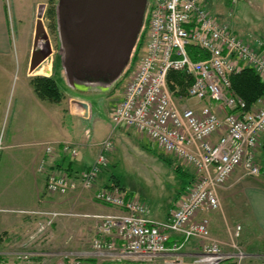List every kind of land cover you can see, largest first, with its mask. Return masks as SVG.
I'll return each mask as SVG.
<instances>
[{"label":"built area","instance_id":"1","mask_svg":"<svg viewBox=\"0 0 264 264\" xmlns=\"http://www.w3.org/2000/svg\"><path fill=\"white\" fill-rule=\"evenodd\" d=\"M228 1L235 6L239 0ZM147 15L144 52L125 85L123 98L112 110V130L126 126L143 132L162 153L192 168L191 181L163 219L154 217L147 203L118 185L95 189L97 201L119 211L94 215L97 221L90 249L65 253L55 264L157 257L170 258V264H224L232 256L212 236L209 218L201 213L220 208L219 189L238 168L244 174L264 175L256 161L257 146L264 139V95L249 108L232 86V76L245 67L253 68L264 81V36H240L200 0H150ZM189 48L198 50L196 59ZM171 72L185 73L184 92ZM190 98L207 103L191 106L186 103ZM96 145V158L78 175L48 171L47 191L66 194L94 189L113 149L111 134ZM62 149L78 154L68 141ZM45 150L52 153L54 143H46ZM31 212L41 214L43 221L29 234L30 240L43 234L57 216L74 214ZM192 242L199 245V251L186 261L184 250ZM51 255L22 252L16 256L18 260L0 258V264H49ZM245 256L240 251L234 260L240 264Z\"/></svg>","mask_w":264,"mask_h":264},{"label":"rangeland","instance_id":"2","mask_svg":"<svg viewBox=\"0 0 264 264\" xmlns=\"http://www.w3.org/2000/svg\"><path fill=\"white\" fill-rule=\"evenodd\" d=\"M25 1L6 0L8 13L12 20L10 27L11 50L4 55H0L1 143L4 133L12 130L17 121L21 124L25 122L24 126L26 127L31 125V121H29L31 119L30 110H33L34 107L30 101L33 97L24 86V81L27 82L25 67L27 69L30 67L33 50L41 51L50 47L52 53L41 65H49L51 74H38L29 70V82L30 78L36 75H52L55 77L65 94V98L61 101L62 104L59 105L60 107L54 103L56 110L63 108V106L66 108V105L72 106L74 102L72 100L77 99L78 96H86L93 105V118L79 121L74 115L65 113L62 118L69 130L71 132L76 129L80 130V124H83L84 127L89 128V131L94 132L98 129V138L104 139L111 134L113 149L107 154L108 165L106 167L109 174H113L125 190L147 203L153 215L169 214L184 195V190L190 183L188 174L190 176L193 174L192 168L183 164L174 156L163 153L166 158L171 159L172 163H167L162 159V152L156 143L150 141L147 135L139 130L126 126H120L112 130L109 112L114 100L125 88L131 74L134 73L136 64L144 52L148 30V15H145L142 31L134 46L131 59L122 72V77L119 78L117 83L116 81L113 82V77H101L109 83L108 88L103 90L93 88L92 90L96 93L86 95L75 89L64 70V46L58 28V0H37L31 20L23 19L20 23L17 16L14 21V11L12 9L15 8L16 10L17 6L21 7L22 5L26 10ZM204 2L217 20L221 23L232 24V27L240 36L247 37L250 33L256 37L264 36V0H239L235 6L230 5L228 0H204ZM23 15H26V13L24 12ZM39 23L43 25V30H38ZM184 86H186V81ZM179 87L181 89V86ZM114 88L115 90L112 91ZM47 102L48 105L52 104L51 106H53V103ZM186 103L191 106H198L202 105L203 102L198 101L196 98H190L186 100ZM97 117L98 120L96 121ZM26 119L28 121H25ZM82 133L84 134V130ZM256 161L264 168V140L257 146ZM177 166L186 171L187 174L180 175L175 169ZM252 187L264 188V175L244 174L238 168L221 187L219 192L220 208L207 211L204 214L209 218L212 236L219 239L224 251L232 256L227 264H238L234 259H236L235 253L240 251L246 255L240 264H264V231L259 230L256 225L257 223L245 195L246 191ZM48 193L49 196L59 195L58 193ZM37 211L47 210L39 209ZM56 211L62 212L60 210ZM68 212L74 213L66 211V213ZM37 215L39 226L43 221V216L39 213ZM77 215L62 214L57 216L53 224L43 234L39 233L36 238L31 240L28 235L27 239L29 238V240L26 239L22 245L10 249H17L15 253L18 254L32 251L51 253L49 264H55L58 258L65 253L90 249L92 234L89 232L80 235L74 233L76 227L73 224L76 223ZM82 218L85 217L82 216ZM238 226H240V229H238ZM8 257L13 259L12 256ZM185 260L190 261L191 258L185 257ZM170 262L171 259L168 257H157L143 261L100 259L97 260L96 264H170Z\"/></svg>","mask_w":264,"mask_h":264},{"label":"crops","instance_id":"3","mask_svg":"<svg viewBox=\"0 0 264 264\" xmlns=\"http://www.w3.org/2000/svg\"><path fill=\"white\" fill-rule=\"evenodd\" d=\"M25 2L26 10L22 5L21 7L17 6L16 10L15 8L12 9L14 11V21L17 16L20 23L23 19L31 20L37 0H26ZM200 2L210 12L204 0H200ZM24 12L26 15H23ZM11 21L6 0H0V55H4L11 50ZM230 25L232 26V24ZM34 73L51 74V67L43 64V66L41 65L35 69ZM25 77L27 82L24 81V86L33 97L30 101L34 107L33 110H30L31 119L29 121H31V125L26 127L24 126L25 122L21 124L17 121L12 130L4 133L2 143L0 141V258L10 259L8 256H12L13 259L11 260H18L16 257L18 253H15L17 249L10 248L22 245L27 236L38 226V215L31 211L39 209L72 211L74 214H78L76 223L73 224L76 227L74 233L80 235L89 232L92 234V238L95 236L97 221L94 215L119 211L115 206L97 201L93 195L95 189L115 182L114 175L111 174L113 175L111 176L107 169L100 173L92 190L76 189L66 194L49 196L46 187L47 172L51 170L65 171L71 176L78 175L92 164L99 152L96 143L103 138L97 137L98 129L94 132L89 131V128L84 127L83 124H80V130L76 129L71 132L62 118L65 113H68L77 117L79 121L92 119L93 105L86 96H78L77 99L72 100L74 101L72 106L66 105V108L63 106V108L56 110L54 103L60 107L59 105L62 102L57 103L40 98L29 82V69L26 67ZM74 87L77 91L86 95L96 93L92 90L93 88H97V90L108 88L81 85H75ZM123 92L124 89L114 100L109 111L110 115L116 104L123 98ZM47 101L53 103V106H51L52 104L48 105ZM78 101L89 103L88 116L84 115V108ZM203 103H207V100H204ZM25 121H28V119ZM83 130L84 134L82 133ZM66 141L77 147V155H71L62 149L63 143ZM50 142L54 143V151L49 154L45 150V144ZM41 166L44 167V170H40ZM220 190L221 188L219 192ZM245 195L257 223L256 225L259 230L264 231V188L252 187L246 191ZM204 214L205 212L201 213V215ZM168 215V213H165L162 216L155 214L153 216L163 219ZM82 216L85 218H82ZM198 251V244L192 242L185 248L184 254L185 257L192 258Z\"/></svg>","mask_w":264,"mask_h":264},{"label":"water","instance_id":"4","mask_svg":"<svg viewBox=\"0 0 264 264\" xmlns=\"http://www.w3.org/2000/svg\"><path fill=\"white\" fill-rule=\"evenodd\" d=\"M148 4L149 0H58L64 70L71 84L108 87L101 77L119 80L142 31ZM51 53L50 47L33 50L30 72ZM78 102L88 116L89 103Z\"/></svg>","mask_w":264,"mask_h":264},{"label":"trees","instance_id":"5","mask_svg":"<svg viewBox=\"0 0 264 264\" xmlns=\"http://www.w3.org/2000/svg\"><path fill=\"white\" fill-rule=\"evenodd\" d=\"M196 48H189V52L193 58L196 59ZM204 57V55L202 56ZM171 77L179 83L181 86V91H184V84H185V73L180 72H171ZM30 83L36 92V94L42 98L51 100L54 102H61L65 98L64 91L61 89L59 84L57 83L54 76H45V75H36L30 78ZM232 86L235 89V91L242 96L247 106L250 108L254 106L256 100L264 95V81L260 78L258 73L251 67H245L242 71L239 73H236L232 76ZM173 88L174 86L171 85ZM183 88V89H182ZM163 154H161L162 159H164L167 163L171 164V159L166 158ZM160 157V156H159ZM176 171L181 175L187 174L186 171L181 170L179 166H177ZM189 175V182L191 181V176L193 174ZM113 185H118L120 187L121 184L118 182V180H115ZM123 188V187H122ZM224 264H227L225 262Z\"/></svg>","mask_w":264,"mask_h":264}]
</instances>
